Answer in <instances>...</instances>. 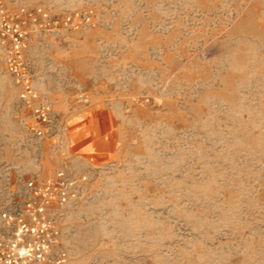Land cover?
I'll use <instances>...</instances> for the list:
<instances>
[{
  "label": "rangeland",
  "instance_id": "374dc122",
  "mask_svg": "<svg viewBox=\"0 0 264 264\" xmlns=\"http://www.w3.org/2000/svg\"><path fill=\"white\" fill-rule=\"evenodd\" d=\"M0 5L36 92L0 36V215L29 178L76 182L45 264H264V0Z\"/></svg>",
  "mask_w": 264,
  "mask_h": 264
},
{
  "label": "built area",
  "instance_id": "2783aa9c",
  "mask_svg": "<svg viewBox=\"0 0 264 264\" xmlns=\"http://www.w3.org/2000/svg\"><path fill=\"white\" fill-rule=\"evenodd\" d=\"M9 19L0 5V36L11 37L6 65L21 85L20 97L29 102L36 97V92L28 73L20 65L22 32L18 24H11ZM52 124L49 106L43 104L34 112L27 129L32 135L42 138ZM75 183L63 168L57 171L52 180H40L35 176L24 183L25 197L4 209L0 215L4 227V230H0V264H28L31 261L45 264L49 260L58 235L57 228L49 219V212L53 204L64 205L69 202L76 188ZM62 261L59 257L53 264H61Z\"/></svg>",
  "mask_w": 264,
  "mask_h": 264
},
{
  "label": "crops",
  "instance_id": "0c3cea01",
  "mask_svg": "<svg viewBox=\"0 0 264 264\" xmlns=\"http://www.w3.org/2000/svg\"><path fill=\"white\" fill-rule=\"evenodd\" d=\"M87 137H88V136H87ZM100 142H102V141H100ZM29 179H30V178H29ZM29 179H28V180H29Z\"/></svg>",
  "mask_w": 264,
  "mask_h": 264
}]
</instances>
